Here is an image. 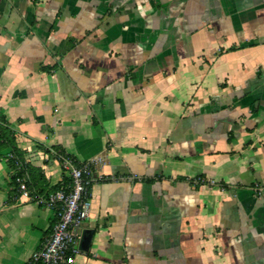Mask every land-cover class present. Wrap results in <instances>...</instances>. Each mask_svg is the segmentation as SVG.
I'll list each match as a JSON object with an SVG mask.
<instances>
[{"label": "crops", "instance_id": "obj_1", "mask_svg": "<svg viewBox=\"0 0 264 264\" xmlns=\"http://www.w3.org/2000/svg\"><path fill=\"white\" fill-rule=\"evenodd\" d=\"M0 107L48 189L96 159L69 264H264V0H0ZM18 187L2 158L0 264L57 220Z\"/></svg>", "mask_w": 264, "mask_h": 264}, {"label": "built area", "instance_id": "obj_2", "mask_svg": "<svg viewBox=\"0 0 264 264\" xmlns=\"http://www.w3.org/2000/svg\"><path fill=\"white\" fill-rule=\"evenodd\" d=\"M55 160L68 173L66 184L50 192L46 197L35 195L56 208V224L41 251L29 264H69L80 251L78 229L88 218L92 208L90 189L93 182L94 159L78 162L72 156L54 151ZM21 197L31 198L32 193L25 178L18 179Z\"/></svg>", "mask_w": 264, "mask_h": 264}, {"label": "trees", "instance_id": "obj_3", "mask_svg": "<svg viewBox=\"0 0 264 264\" xmlns=\"http://www.w3.org/2000/svg\"><path fill=\"white\" fill-rule=\"evenodd\" d=\"M45 150L47 152L51 151L49 149ZM55 151L66 153L65 151L58 148L55 149ZM2 158H6L8 161V164L12 170L13 181L18 185V179L25 178L31 193L48 195L50 192H52V190L54 191L62 185L58 184L53 189H48L46 183L43 184L41 182L43 180V175H41L42 180L41 178L37 179L35 173H41V169L37 166H33L26 157L25 150L18 146L16 131L6 116L2 113V109L0 107V160ZM35 264H40V261H36Z\"/></svg>", "mask_w": 264, "mask_h": 264}, {"label": "water", "instance_id": "obj_4", "mask_svg": "<svg viewBox=\"0 0 264 264\" xmlns=\"http://www.w3.org/2000/svg\"><path fill=\"white\" fill-rule=\"evenodd\" d=\"M93 229H86L84 230L82 236H81V240H80V244H79V248L82 250H88L92 241V236H93Z\"/></svg>", "mask_w": 264, "mask_h": 264}]
</instances>
